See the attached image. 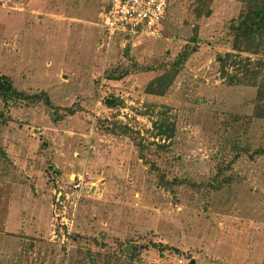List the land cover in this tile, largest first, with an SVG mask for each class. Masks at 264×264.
Here are the masks:
<instances>
[{"label":"rangeland","instance_id":"374dc122","mask_svg":"<svg viewBox=\"0 0 264 264\" xmlns=\"http://www.w3.org/2000/svg\"><path fill=\"white\" fill-rule=\"evenodd\" d=\"M110 1L0 0V78L57 107L0 96V264H264V75L219 60L243 3L169 0L162 39L108 45Z\"/></svg>","mask_w":264,"mask_h":264},{"label":"trees","instance_id":"16d2710c","mask_svg":"<svg viewBox=\"0 0 264 264\" xmlns=\"http://www.w3.org/2000/svg\"><path fill=\"white\" fill-rule=\"evenodd\" d=\"M240 1L243 3L240 15L237 20L232 21L229 28L230 33H232L233 36L232 52L227 53L224 57L221 56L219 58L221 67L225 71L230 65L234 66L237 64V62H246L247 64L244 65L246 68V73H251L255 70H261L259 73L262 72L264 75V61H257V63L251 65L252 61L250 58H246L244 60L240 58L241 53L253 50V47L256 46L257 43L260 44V50L263 48V44L260 42H262L264 39V0ZM197 34L198 32L191 40L194 43L197 42ZM184 49V54L178 55L177 59L172 64V69L168 70L164 74L159 75L149 84L148 93L164 95L171 89L180 73L181 68L188 61L190 54L195 51L196 48H192L191 45L188 44ZM250 66H253V68H250ZM236 77L234 78L236 79ZM235 79H232V82H234ZM0 96L6 103L25 101L32 105L43 102L49 109H57V107L53 106L51 98L47 93L41 92L33 95L19 92L17 89H15L12 82L6 78H0ZM263 96L264 91L260 89L258 92V99L261 100ZM71 112L73 113V111ZM257 153L264 155V150L257 151Z\"/></svg>","mask_w":264,"mask_h":264},{"label":"built area","instance_id":"2783aa9c","mask_svg":"<svg viewBox=\"0 0 264 264\" xmlns=\"http://www.w3.org/2000/svg\"><path fill=\"white\" fill-rule=\"evenodd\" d=\"M168 5L169 0H111L109 8L102 17L108 45L117 35L132 39L139 37L150 41L162 39L161 26ZM88 186L87 181L82 178L81 181L73 184V189L78 196H81L79 190H84ZM59 201L60 198H57V203Z\"/></svg>","mask_w":264,"mask_h":264},{"label":"water","instance_id":"95a60500","mask_svg":"<svg viewBox=\"0 0 264 264\" xmlns=\"http://www.w3.org/2000/svg\"><path fill=\"white\" fill-rule=\"evenodd\" d=\"M115 103V100H110V99H108V100H106V104L107 105H113Z\"/></svg>","mask_w":264,"mask_h":264},{"label":"crops","instance_id":"0c3cea01","mask_svg":"<svg viewBox=\"0 0 264 264\" xmlns=\"http://www.w3.org/2000/svg\"><path fill=\"white\" fill-rule=\"evenodd\" d=\"M109 8V7H108Z\"/></svg>","mask_w":264,"mask_h":264}]
</instances>
